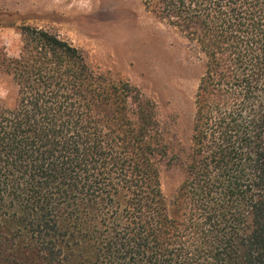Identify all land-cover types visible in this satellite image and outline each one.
Segmentation results:
<instances>
[{"label": "trees", "instance_id": "1", "mask_svg": "<svg viewBox=\"0 0 264 264\" xmlns=\"http://www.w3.org/2000/svg\"><path fill=\"white\" fill-rule=\"evenodd\" d=\"M203 61L190 143L49 30L0 52V264H264V0H141ZM163 164L184 178L172 199Z\"/></svg>", "mask_w": 264, "mask_h": 264}, {"label": "rangeland", "instance_id": "2", "mask_svg": "<svg viewBox=\"0 0 264 264\" xmlns=\"http://www.w3.org/2000/svg\"><path fill=\"white\" fill-rule=\"evenodd\" d=\"M22 26L58 34L80 48L96 72L137 87L156 104L172 143H190L203 61L182 33L146 11L141 0H0V52L19 54ZM0 97L15 99L6 75H0ZM183 178L182 166L163 164L169 200Z\"/></svg>", "mask_w": 264, "mask_h": 264}]
</instances>
